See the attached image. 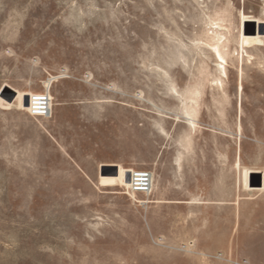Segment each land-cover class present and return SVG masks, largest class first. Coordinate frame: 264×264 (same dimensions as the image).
I'll return each mask as SVG.
<instances>
[{
	"label": "rangeland",
	"instance_id": "obj_1",
	"mask_svg": "<svg viewBox=\"0 0 264 264\" xmlns=\"http://www.w3.org/2000/svg\"><path fill=\"white\" fill-rule=\"evenodd\" d=\"M263 39L264 0H0V264H264Z\"/></svg>",
	"mask_w": 264,
	"mask_h": 264
},
{
	"label": "built area",
	"instance_id": "obj_2",
	"mask_svg": "<svg viewBox=\"0 0 264 264\" xmlns=\"http://www.w3.org/2000/svg\"><path fill=\"white\" fill-rule=\"evenodd\" d=\"M264 45V39H263ZM52 100L48 92L35 94L29 97L27 113L30 117L36 119H48L51 116ZM153 188V176L146 171L130 170L128 174V185L124 187V194L130 198L136 195H142L147 198L150 196ZM138 204H140L138 202Z\"/></svg>",
	"mask_w": 264,
	"mask_h": 264
},
{
	"label": "bare ground",
	"instance_id": "obj_3",
	"mask_svg": "<svg viewBox=\"0 0 264 264\" xmlns=\"http://www.w3.org/2000/svg\"><path fill=\"white\" fill-rule=\"evenodd\" d=\"M260 28L262 29L263 27L261 26ZM216 54L218 55V57H219L221 60H224V59L222 58V56L219 54V52L216 51ZM222 74H224V75L226 74V72H225V68H222ZM46 92H48L49 95H50L49 90H47ZM34 95H35V94H33L32 96H34ZM32 96H31V97H32ZM50 97H51V95H50ZM51 100H52V105H53V99H52V97H51ZM25 101H26L25 104L28 105V99H25ZM128 174H129V173H126V174H125V181H126V182H128Z\"/></svg>",
	"mask_w": 264,
	"mask_h": 264
}]
</instances>
